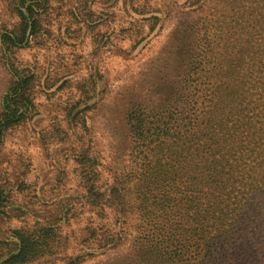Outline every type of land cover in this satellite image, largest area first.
<instances>
[{
	"label": "trees",
	"instance_id": "trees-1",
	"mask_svg": "<svg viewBox=\"0 0 264 264\" xmlns=\"http://www.w3.org/2000/svg\"><path fill=\"white\" fill-rule=\"evenodd\" d=\"M26 1L17 0L20 28L15 39L4 40L9 55L15 42L24 39L27 24L21 7ZM43 2L26 8L34 37ZM219 2L230 6V17L178 20L174 39L184 44L176 70L178 83L164 104L139 101L126 115L131 157L129 166L121 165L120 188L112 184L116 179L109 183L111 198L101 200L102 187L95 185L98 163L89 155L92 148L83 143L75 159L83 203L98 209L121 205L122 222L136 215L133 240L138 250L150 255L142 260L145 264L261 262L262 237L247 243V235L252 228L257 233L264 227V14L261 0ZM35 74L22 69L4 95L0 141L33 114ZM91 85L85 87L94 92L96 85ZM81 94L86 96L87 91ZM81 102L84 109L73 112ZM89 109L84 100L76 101L65 114V130L55 123L52 131L40 135V142L45 146L65 141L75 128L80 135L86 133ZM131 185L132 197L118 199L120 189ZM6 200L0 186V215ZM96 235L92 228V238ZM11 236L16 249L0 264L29 262L55 233L44 225L33 231L13 229ZM105 237L99 236L103 246L123 238L119 231L111 240Z\"/></svg>",
	"mask_w": 264,
	"mask_h": 264
},
{
	"label": "rangeland",
	"instance_id": "rangeland-1",
	"mask_svg": "<svg viewBox=\"0 0 264 264\" xmlns=\"http://www.w3.org/2000/svg\"><path fill=\"white\" fill-rule=\"evenodd\" d=\"M45 1L27 0L21 7L27 27L23 41L15 42L9 55L4 40L15 39L20 28L17 0H0V115L16 75L22 69L36 73L33 114L0 141V186L7 197L0 215V260L16 249L13 229L33 231L48 225L54 239L25 264H145L142 260L151 257L134 245L135 214L122 222L121 205L98 209L83 203L76 156L83 143L92 148L89 155L98 163L95 185L102 187L101 200L109 198L112 184L120 188V168L129 166L131 157L126 115L139 101L164 104L178 83L184 47L174 39L178 20L230 17L232 11L219 0ZM35 2L45 4L34 37L26 8ZM260 7L264 14V0ZM93 83L91 92L85 85L92 88ZM84 90L87 95L81 96ZM79 100L92 108L87 112L88 131H66L65 141L44 146L40 135L52 131L55 123L65 130V114ZM132 188L120 189L118 199L132 197ZM92 228L97 229L95 238ZM118 231L123 238L103 246L99 236L111 240ZM255 231L250 230L247 243L260 237L264 241V227ZM261 256L264 264V244Z\"/></svg>",
	"mask_w": 264,
	"mask_h": 264
}]
</instances>
